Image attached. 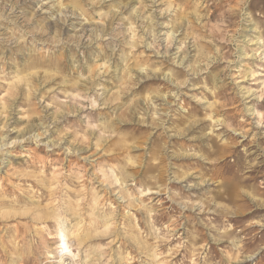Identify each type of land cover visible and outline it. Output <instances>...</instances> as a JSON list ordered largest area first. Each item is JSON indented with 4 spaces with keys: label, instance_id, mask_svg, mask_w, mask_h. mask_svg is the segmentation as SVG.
Listing matches in <instances>:
<instances>
[{
    "label": "rangeland",
    "instance_id": "rangeland-1",
    "mask_svg": "<svg viewBox=\"0 0 264 264\" xmlns=\"http://www.w3.org/2000/svg\"><path fill=\"white\" fill-rule=\"evenodd\" d=\"M68 237L264 264V0H0V264Z\"/></svg>",
    "mask_w": 264,
    "mask_h": 264
},
{
    "label": "bare ground",
    "instance_id": "bare-ground-1",
    "mask_svg": "<svg viewBox=\"0 0 264 264\" xmlns=\"http://www.w3.org/2000/svg\"><path fill=\"white\" fill-rule=\"evenodd\" d=\"M98 3V2H97ZM64 4V3H63ZM79 4V3H78ZM62 5V4H61ZM67 5V4H66ZM74 6V5H73ZM110 13V12H109ZM112 13V12H111ZM132 16V15H131ZM133 17V16H132ZM131 17V18H132ZM186 17V16H185ZM133 20V19H132ZM127 43V42H126ZM125 43V44H126ZM125 60V59H124ZM128 60V59H127ZM139 65H137V67H138ZM140 67V66H139ZM130 68V67H129ZM127 69V68H126ZM106 70V69H105ZM47 72V71H46ZM129 74V73H128ZM52 76V75H51ZM120 77V76H119ZM116 80V79H115ZM118 80V79H117ZM74 82H76V81H74ZM119 82V81H118ZM76 84V83H75ZM119 84V83H118ZM158 91V90H157ZM156 91V92H157ZM155 92V91H154ZM119 94V93H118ZM117 96V95H116ZM120 97V96H119ZM108 104V103H107ZM216 121V120H215ZM183 128V127H182ZM183 130V129H182ZM128 164V163H127ZM131 164H133V163H131ZM130 164V165H131ZM127 167V166H126ZM123 169V168H122ZM123 174V173H122ZM122 179V178H121ZM124 180V179H123ZM94 203V202H93ZM35 205V204H34ZM98 205V204H97ZM71 210H72V208H70ZM93 210V208H91V211ZM98 211V210H97ZM76 212V211H75ZM96 214V213H95ZM43 215V214H42ZM12 216V215H11ZM15 216V215H14ZM40 217H41V215H40ZM31 218V217H30ZM33 218V217H32ZM92 218V217H91ZM96 220H97V218H95ZM112 219V218H111ZM56 220H58V219H56ZM78 221V220H77ZM79 222V221H78ZM98 222V221H97ZM63 223V222H62ZM90 223V222H89ZM108 224V223H107ZM76 225V224H75ZM78 225V224H77ZM80 225V224H79ZM94 225V224H93ZM64 226V225H63ZM96 226V225H95ZM78 227V226H77ZM65 228V227H64ZM69 228V227H68ZM68 228H66V229H68ZM88 228V227H87ZM69 230V229H68ZM76 230V229H75ZM92 230V229H91ZM59 231V230H58ZM61 231V230H60ZM60 231H59V233H60ZM66 231V230H65ZM79 231V230H78ZM83 231V230H82ZM98 232V231H97ZM62 233V232H61ZM80 233V232H79ZM92 234H94V233H92ZM91 233H89L88 235H92ZM104 234V233H103ZM57 235V234H56ZM76 235V234H75ZM74 235V237H76L77 238V236H75ZM80 235V234H79ZM58 236V235H57ZM64 236H69V233L68 232H66L65 234H64ZM102 236V235H101ZM84 237H86V235L84 236ZM84 237H81V236H79L77 239H76V241H79V244H86L87 243V240H85L86 238H84ZM64 238V237H63ZM70 238H71V236H70ZM70 238L68 237L67 239H63V241H62V243L59 245V249L56 251V253H57V255L56 256H51V258H49V259H47V260H45L43 263L44 264H73V254H72V251L70 250V245L68 244V240H70ZM88 239V238H87ZM102 240H103V237H98V234H97V236L96 237H93L92 239H90V240H88V242H92V241H99V242H102ZM78 244V243H77ZM78 244V245H79ZM51 250V249H50ZM101 251V250H100ZM100 251H98V252H100ZM96 252V251H95ZM102 252V251H101ZM53 253V252H52ZM97 253V252H96ZM100 254V253H99ZM98 254V255H99ZM67 255V256H66ZM101 257V256H100ZM97 258V257H96Z\"/></svg>",
    "mask_w": 264,
    "mask_h": 264
},
{
    "label": "clouds",
    "instance_id": "clouds-1",
    "mask_svg": "<svg viewBox=\"0 0 264 264\" xmlns=\"http://www.w3.org/2000/svg\"><path fill=\"white\" fill-rule=\"evenodd\" d=\"M178 83L182 84L183 82H179V81H178Z\"/></svg>",
    "mask_w": 264,
    "mask_h": 264
}]
</instances>
